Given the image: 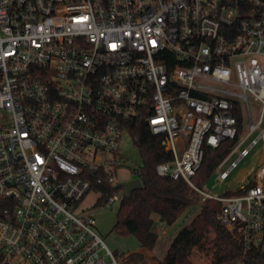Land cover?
Here are the masks:
<instances>
[{"label": "built area", "instance_id": "1", "mask_svg": "<svg viewBox=\"0 0 264 264\" xmlns=\"http://www.w3.org/2000/svg\"><path fill=\"white\" fill-rule=\"evenodd\" d=\"M141 121L173 155L158 175L199 193L191 216L222 203L233 264L264 252V164L238 194L193 182L204 142L238 137L225 182L264 140V0H0V264H122L84 201L121 203L120 144Z\"/></svg>", "mask_w": 264, "mask_h": 264}, {"label": "trees", "instance_id": "2", "mask_svg": "<svg viewBox=\"0 0 264 264\" xmlns=\"http://www.w3.org/2000/svg\"><path fill=\"white\" fill-rule=\"evenodd\" d=\"M234 115L238 118L239 137L244 128L243 116L240 109L234 111ZM128 130L129 134L136 137L134 142L143 160L139 166L142 187L135 189L131 197L125 194L122 198L113 231L122 235L132 234L142 248L153 251L158 238V233L153 229L155 216H160L161 221L167 226H172L198 202L200 195L182 178L173 180L158 175L156 166L173 158L172 153L165 149L164 136L152 133L148 125L142 121L130 123ZM237 139H226L219 147H212L204 142V159L193 177V182L197 186H204ZM114 191L116 188L109 187L106 195ZM238 193L240 192H226L227 195ZM101 205L104 206L103 203ZM221 208L220 201L207 199L198 213L175 234L169 249L164 253H155L154 259L158 260L159 264H195L191 259L192 251L197 245L203 244L204 236L211 230L215 231V237L211 241L215 242L217 248L214 261L217 264H233L240 259L241 244L217 219ZM247 262L264 264V252L250 251ZM125 263L147 264L144 254L140 252L130 253Z\"/></svg>", "mask_w": 264, "mask_h": 264}, {"label": "rangeland", "instance_id": "3", "mask_svg": "<svg viewBox=\"0 0 264 264\" xmlns=\"http://www.w3.org/2000/svg\"><path fill=\"white\" fill-rule=\"evenodd\" d=\"M250 109L253 119L256 122L259 117L260 109L253 102L250 103ZM249 127V122H245L242 131V137H245L248 134ZM120 152L126 159V166L120 170V176L116 180L117 182L133 178V169L139 168V166L143 163L140 151L129 133H124L123 135V139L120 144ZM235 157L236 156H234L233 159ZM263 164L264 140H261L252 149L250 155L244 158L239 163L238 167L230 174L229 178L225 182L217 181L216 175L213 173L205 182V185L210 188L214 193L238 191L243 185L248 184L249 181L252 180L254 174L262 167ZM213 185H215L214 188L212 187ZM119 192L123 194L124 189H119ZM97 198V192L90 193V195H88L84 201V207L87 210H94L92 214V216L96 220V223L94 224V229L104 239L105 243L114 252V254L118 253V255H115L118 257L119 261L122 264H126L125 262L128 257L127 254L137 250L140 247L139 241L132 234L122 235L113 231V226L115 225L117 220L120 204L118 202H115L114 204L109 206H93ZM191 209L192 206L184 213L181 218H179L172 225V229L174 227H177L178 224H184L187 220L192 218ZM214 237L215 231H209L204 236L202 244L203 246L194 248L191 254V259L195 264H217L214 261L217 248L215 246V242L211 241ZM151 252L153 253L154 250ZM144 256L147 264H156L155 261L150 260V257L147 258V255Z\"/></svg>", "mask_w": 264, "mask_h": 264}, {"label": "crops", "instance_id": "4", "mask_svg": "<svg viewBox=\"0 0 264 264\" xmlns=\"http://www.w3.org/2000/svg\"><path fill=\"white\" fill-rule=\"evenodd\" d=\"M191 219L187 220L184 224L188 223ZM184 224H178L177 227H174L172 229L173 226H167L163 221H161L160 216H158V215L155 216V223L153 225V229L158 233V238H157V242L155 244L154 252L152 253L151 251H149L145 248H142L141 246L133 252L143 253L144 255H147V258L150 257V260L155 261L156 264H159L158 261L153 259L154 253L166 252L169 249V247L171 246L173 237L175 236V234L180 230V228ZM201 246L202 245L199 244L196 247H201ZM133 252H130V253H133ZM130 253H128L127 255H129Z\"/></svg>", "mask_w": 264, "mask_h": 264}, {"label": "water", "instance_id": "5", "mask_svg": "<svg viewBox=\"0 0 264 264\" xmlns=\"http://www.w3.org/2000/svg\"><path fill=\"white\" fill-rule=\"evenodd\" d=\"M120 187L125 189V193L127 197H131L132 192L135 189L142 187L141 178L137 177V178L130 179L128 181H122L117 184V188H120Z\"/></svg>", "mask_w": 264, "mask_h": 264}]
</instances>
